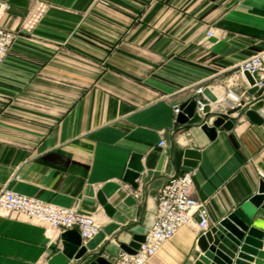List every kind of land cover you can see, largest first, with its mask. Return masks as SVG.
Wrapping results in <instances>:
<instances>
[{"label":"crops","instance_id":"1","mask_svg":"<svg viewBox=\"0 0 264 264\" xmlns=\"http://www.w3.org/2000/svg\"><path fill=\"white\" fill-rule=\"evenodd\" d=\"M0 2V25L15 33L0 66V189L92 212L99 231L82 241L87 253L112 260L144 234L156 192L182 172L186 148L199 152L188 171L209 227L257 191L264 109L247 111L264 90L250 93L235 68L264 47V0ZM228 86L240 97L228 111L233 125L208 139L200 124L223 113L217 98ZM198 87L216 97L202 93L203 115ZM190 99L193 116L175 115L173 105ZM133 155L143 170L130 181ZM60 234L0 213V264H48ZM201 234L194 223L181 226L145 264H192Z\"/></svg>","mask_w":264,"mask_h":264},{"label":"built area","instance_id":"2","mask_svg":"<svg viewBox=\"0 0 264 264\" xmlns=\"http://www.w3.org/2000/svg\"><path fill=\"white\" fill-rule=\"evenodd\" d=\"M4 9L5 4L0 2V15ZM211 35H213V31L208 30L206 36ZM14 39V31L0 25V66ZM243 71H247L251 75L253 80L251 87L264 90V47L236 66L235 73L243 74ZM227 83L232 82L227 80ZM202 90V87H198L195 91L197 95L196 109L199 115L205 113L208 105ZM261 100L264 103V95ZM217 102L224 105V111L221 115L225 116L229 114V110L239 106L240 97L228 86L223 96L217 98ZM173 112L175 115L180 112L179 105H173ZM203 122L206 120L201 123ZM158 145L165 146V140L161 139ZM191 183V172L185 171L171 175L158 188L152 220L144 232V240L134 253H128L122 249L118 250L111 260L113 264H145L181 226L194 223L201 233L209 228L206 204L193 195ZM0 213L24 216L57 231V233H62L67 229H76L82 241L95 236L99 231L96 217L90 211H80L75 207L56 205L37 197L14 192L6 187L0 189Z\"/></svg>","mask_w":264,"mask_h":264},{"label":"water","instance_id":"3","mask_svg":"<svg viewBox=\"0 0 264 264\" xmlns=\"http://www.w3.org/2000/svg\"><path fill=\"white\" fill-rule=\"evenodd\" d=\"M244 77L251 85L253 83L251 75L243 71ZM257 90L252 86L250 93ZM202 93L210 100H215V95L204 88ZM195 101L190 99L180 106L188 118L194 114ZM263 107L261 99L253 103L251 111ZM263 112V111H262ZM264 115V114H263ZM234 117L230 115H219L210 124L203 122L200 124L201 130L208 139L216 135V129L222 127L230 129L233 125ZM199 152L197 149L186 148L183 151L182 172L190 170L195 166ZM139 156H132L129 169L126 171L128 180L138 178L143 167L137 162ZM264 236V181H259L258 189L245 201L235 207L230 213L222 217L215 225L210 226L198 237V249L194 251V261L192 264H258V259L264 257L262 250ZM61 248L50 257L48 264H68L71 259L78 260L74 264H113V262L100 254V251L87 253L78 230L67 229L60 234ZM144 240V234H135L126 244L121 245V249L134 253L139 244Z\"/></svg>","mask_w":264,"mask_h":264}]
</instances>
